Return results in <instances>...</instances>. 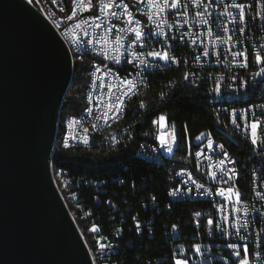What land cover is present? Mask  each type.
Segmentation results:
<instances>
[{
    "label": "built area",
    "instance_id": "2783aa9c",
    "mask_svg": "<svg viewBox=\"0 0 264 264\" xmlns=\"http://www.w3.org/2000/svg\"><path fill=\"white\" fill-rule=\"evenodd\" d=\"M28 2L36 9L35 0H28ZM93 3H96V0H93ZM116 3H120V0H116ZM124 3L129 6V11L133 13L134 19L140 22V27L143 30L142 40L135 45L132 44L135 39L133 33L118 32V29L126 27V16L122 20H111L109 26L114 24L116 29L107 34L103 27L96 29L88 25L84 26L87 32L85 34L80 29L73 30V26L80 19L88 20L97 15L96 9H93L92 12L78 13L73 20L69 21L67 17L72 12V0H56L55 3L54 0H47V7L51 9V13L57 15V25H59V27L51 26L63 42L73 41L79 50L80 57L87 56L88 49L97 50L94 74H89L85 106L79 114L67 116L66 142L68 146L65 147L64 142L63 148L115 147V145H124V148H127L132 139H139V150L136 152V156H145V164L163 166V164H156V157L171 154L173 158L175 154L166 150V147L171 146L170 140L166 145L160 144L157 135L162 130L152 123L159 115H164L160 111L162 102L169 98L179 86L191 89L193 94L202 96L205 102L215 99L229 100L227 108H209L214 121H219V127L224 130V135H230L231 140L236 142V149H228L223 144L224 151L235 163L230 164L225 161L224 165H220L219 162L224 159L221 149L218 147L222 144V138H213L209 131H206L202 132L205 135L197 141L196 137L191 139L187 134L182 154L186 164L174 170L171 175L172 185L166 192V208L172 203H206L207 214L203 216V223L195 222L193 227L197 231L203 230L207 238H217L226 245L247 242L252 251L250 257L252 264H264V261H257L255 258V253L262 250L257 247L259 242L256 234H264V199L261 198L264 197V144L259 143L260 137H258L257 145L251 144L250 127L244 128L247 121L238 119L237 124L240 127H236L231 122L234 111L243 115L244 110L251 109L248 113V121L253 118L254 114L259 115L264 112V108L261 107L264 105V76L253 75L264 64L258 66V69H249L251 50L264 51L261 48L264 19L258 15V13H264V0H199L200 8L196 7L197 0H180L178 9H170L163 14L167 23L161 20L159 15L151 22L148 20L145 11L148 9V0H124ZM209 3L213 11L207 17L208 23L205 24L201 22L200 17L196 16V13L197 11L203 12L204 5ZM230 4H243L246 15H253V24L239 22L237 10L234 9L232 11L234 15H237L235 26L230 23L231 18L220 15L224 12L225 5ZM36 10L38 11V9ZM184 12H187V15L180 14ZM157 23L160 25L159 28H157ZM224 26L229 29L227 33L224 31ZM240 27L245 29L243 35L238 31ZM65 29L69 31L65 32ZM209 30L212 35H209ZM158 32H163L164 35H158ZM117 35L124 37L123 42L127 48V51L125 48L119 49V63L105 59V53L110 56L117 55V52L113 50L118 47L116 45ZM217 36L221 39L218 40ZM228 36H231V40L228 43L222 42ZM89 40L100 41V48H93V43L89 44ZM206 50L209 54L204 56L203 53ZM150 51H168L169 55L174 57L178 63H171L159 58L141 57L146 59L150 65L145 67L139 63L136 55ZM239 52H245L247 67L240 66L244 62V57L233 55ZM129 60L134 62L129 63ZM96 67H99L100 71L97 72ZM109 69H111L110 72ZM165 72L172 73V77H180V84H172V80H169V85L157 88V79L153 77ZM137 73L140 75L138 76ZM186 75L188 76L187 80L184 79ZM125 80L136 82V88L128 92ZM217 81H219V92L214 91ZM148 86H155V93H150L142 100L145 102V108H140V104L136 105L137 116L132 122V128H128L125 132L100 131V124H108L111 120H123L126 105H129L133 97H136L140 92L148 91ZM161 93H165L163 99ZM241 96H262V103L239 105ZM88 125H96L97 130L100 131V138L88 137ZM137 126L140 127L139 131H137ZM163 131L167 140L168 133L171 132L170 124ZM84 140H87V143H84ZM209 141L212 142L211 147H209ZM197 152H200L201 155L197 156ZM221 167L224 171L229 168L235 169L238 176L228 184H224L222 180L227 179V176L222 175ZM213 171L216 172L215 179L209 176V173ZM62 172L65 173V180L73 186L68 171L63 170ZM84 183L89 184L88 181ZM100 184L102 182L92 183L95 187ZM197 184L203 185V188H197ZM130 186H134V181H131ZM232 186L242 194L240 203L234 202L235 196L227 199V193L223 197L215 194L218 189ZM174 189L180 191L175 196H169L168 192ZM207 192H211V194H206ZM147 198L150 199V202L143 203L142 208H150L154 210L155 214H159V210L154 204V198L149 196ZM235 209H239V211ZM113 218L111 217V219ZM209 219L213 220L212 225L208 224ZM245 221L249 222L247 229H237L231 226L234 223ZM132 222L136 227V221L132 219ZM217 224L223 226V234L217 228ZM237 231L241 235L251 234V239L239 241L236 235ZM115 232L119 236L122 233L118 229ZM165 233L169 237L175 234L173 230ZM179 236L180 234L177 233V237ZM111 240L115 239L111 237ZM97 241L105 245L104 251L101 249L98 251L104 264L116 262L112 261V256L117 255L119 250H112L111 242L100 241V236H97ZM125 245H127V241ZM230 252L231 250L228 249V257L234 261L236 258L231 257Z\"/></svg>",
    "mask_w": 264,
    "mask_h": 264
},
{
    "label": "trees",
    "instance_id": "16d2710c",
    "mask_svg": "<svg viewBox=\"0 0 264 264\" xmlns=\"http://www.w3.org/2000/svg\"><path fill=\"white\" fill-rule=\"evenodd\" d=\"M91 60L88 55H73V75L59 113L51 172L94 264H104L98 253L100 248L97 236H100V241L111 242L112 250H119L117 255L112 256V261H116L113 264H174L173 254L180 257L182 246H188L186 251L193 253L192 246L196 244L224 243L217 238H207L203 230L197 231L193 227L195 222L203 223V216L207 214L206 203H172L166 208V192L172 185L171 175L174 170L186 164L182 154L187 134L194 139L200 133L209 131L214 137L221 138L209 108L212 105L208 100L205 102L202 96L193 94L191 89L179 86L160 105V111L168 117V122L175 125L177 144L173 158L163 157L156 162L163 166L145 164V160L136 156L139 139H132L127 148L124 145L75 149L62 147L61 137L66 116L79 114L85 106ZM153 78L157 79V88L169 85V80H172V84H180V77H172L170 72L160 73ZM150 93H155V86H148V91L133 97L125 107L123 120H117L111 130L125 132L124 129L132 128V122L137 116L136 105ZM185 127L187 132L184 131ZM96 138H100V135ZM63 170L68 171L73 186L71 183L64 186L58 182V175L65 180ZM85 181L89 184L86 185ZM131 181H134L133 187L130 186ZM93 182L102 184L95 187ZM147 196L154 198L159 214L150 208H142L143 203L150 202ZM197 212L201 215H194ZM134 216L139 221V230L133 226ZM174 224L177 225L176 230H173ZM93 226H98L100 231L91 232ZM116 229L122 232L120 236L116 234ZM169 230L175 234L167 236L165 232ZM111 237L115 240H111ZM211 251L229 258L228 248L215 247ZM232 262L230 259L228 264ZM219 263L217 260L212 261V264Z\"/></svg>",
    "mask_w": 264,
    "mask_h": 264
},
{
    "label": "water",
    "instance_id": "95a60500",
    "mask_svg": "<svg viewBox=\"0 0 264 264\" xmlns=\"http://www.w3.org/2000/svg\"><path fill=\"white\" fill-rule=\"evenodd\" d=\"M72 75L69 49L40 13L0 0V264H94L51 172Z\"/></svg>",
    "mask_w": 264,
    "mask_h": 264
},
{
    "label": "snow or ice",
    "instance_id": "6c2138e0",
    "mask_svg": "<svg viewBox=\"0 0 264 264\" xmlns=\"http://www.w3.org/2000/svg\"><path fill=\"white\" fill-rule=\"evenodd\" d=\"M56 2V0H54V3ZM72 12L71 14L67 17V19L69 21L73 20L78 13H82V12H92L93 9H96L98 14L94 15L92 17H90L88 20L85 19H80L77 21V23L73 26V30L75 29H80L82 31L85 32V34H87L86 29L84 28L85 25H88L90 27L99 29V28H104L105 30V34H107L108 32H111L113 29H116V25L112 24L109 26V22L113 19L116 20H122L125 16H126V27L125 28H121L118 29V32H122V33H127V32H131L134 34L135 39L132 41V44H138L142 38H143V30L140 27V22L138 20H135L133 17V13L131 11H129V6L124 3V0H120V3H116V0H96V3H93V0H72ZM180 7V0H148V9H146V13H147V18L148 20L151 22L155 19V17L157 15L160 16L161 20H164V15L165 13H167L170 9H178ZM197 8L201 7V4L199 3V0H197V4H196ZM149 9H152V11H149ZM237 10L238 13V19L239 22L241 23H246V12H245V6L243 4H230V5H225V9L223 13H220V15H225L230 19V23H232L234 26L236 25L237 22V15H234L232 10ZM118 10H122V11H118ZM61 11H63V9H61ZM212 8L210 3L207 5H204V11L200 12L197 11L196 16L201 18V22L207 24L208 23V19L207 17L210 16L212 14ZM181 15H187V12L184 13H180ZM258 15L261 16L262 19H264V13H258ZM98 21V22H97ZM165 23H167L166 20H164ZM187 22V21H186ZM133 25H135V27H133ZM57 27H59V25H57ZM160 25L159 23H157V28H159ZM169 27H171L169 25ZM69 31L68 29H65V32ZM224 31L227 33L229 31L227 26H224ZM238 31L241 33V35H243L245 29L243 27H240L238 29ZM158 35L163 36L164 33L163 32H158ZM209 35H212L211 30H209ZM217 39L220 40L221 37L217 36ZM73 40H75V38L73 37ZM231 40V36H228L227 39H224L222 42L224 43H228ZM124 37L122 35H117L116 37V45H118V47H115L113 50L115 52H117V55L114 56H110L107 53H105V59H111L116 63H119V59H120V53H119V49L120 48H125L124 45ZM97 43H99V41H96ZM89 44L94 43V41L89 40L88 41ZM131 47V46H129ZM262 50H264V45L261 46ZM125 51H127V48H125ZM209 53L206 50L203 55L207 56ZM235 55H239L244 57V62L240 64L241 67H247V56L245 54V52H239V53H234ZM141 57H152L153 59L159 58L160 60H164V61H170L171 63H178V61L174 58L171 57L168 53V51H150L147 53H140L136 55V59L139 60V63L141 65H144L145 67L150 66L148 61L146 59H142ZM197 60H199V57H197ZM129 63H133V60H129ZM255 62L257 65H262L264 64V51L262 52H258L255 56ZM96 71H100L99 67H96ZM111 71V69H109V72ZM137 75L139 76L140 73H137ZM253 75L255 76H264V66L259 68V71L253 73ZM184 79H188V76L186 75L184 77ZM124 83L127 85V91L131 92L136 88V82L134 81H127L125 80ZM142 83V81H141ZM214 91L219 92V81H217L216 87L214 88ZM127 94V93H125ZM165 93H161V98L163 99ZM122 103V101H121ZM140 108H145V102L141 101L140 102ZM262 108H264V105L261 106ZM251 111V109H247L244 110L243 115H240L238 113H236L235 111L232 113V124L235 125L236 127H240L239 124H237V120L241 119V120H245L247 121V123H245L244 128L248 129L250 127V137H251V144L252 145H257L258 144V137H260L259 139V143L264 144V112H261L259 115H253V118L248 121L247 117H248V113ZM152 123L154 125H157L162 131L157 135V139L159 140L161 145H166L168 143V140L171 141V143H175L176 142V133H175V125L172 124L171 128L172 131L168 133V139L166 140L165 137V133H164V129L168 126V117L166 115H159L156 119H154L152 121ZM185 132H187V127H185L184 129ZM204 133H201L200 135L196 136V140L199 141L201 140V138L204 136ZM84 143H87V140L83 141ZM212 142L209 141V147H211ZM67 142H65V147H67ZM221 149V152L224 156V159L221 160L219 163L220 165H224L225 161H227L230 164H234L235 161H232L229 158V155L226 151H224V145L221 144L218 146ZM166 150L168 152L172 151V147L168 146L166 147ZM197 156H200L201 153L197 152L196 153ZM221 173L223 176H227V179L222 180V182L224 184H228L230 181H232L234 179V177L238 176V173H236L235 169L233 168H229L227 169V171H224V169L221 167L220 169ZM179 175V173H178ZM209 176L212 177L213 179L216 178V172H210ZM193 183H195V181H193ZM197 188H203V185H196ZM180 191L179 189H174L172 191L168 192L169 196H175L177 194V192ZM227 195V199H231L233 196H235V203H240L241 201V193L234 187H228V188H221L218 189L216 191V195L219 196H225V194ZM206 194H211V192H207ZM257 195H260L259 193H257ZM262 199H264V197H261ZM236 211H239V209H235ZM194 215L196 216H200L201 213L197 212ZM134 221H136V229L139 230L140 229V224L139 221L137 220L136 217L132 218ZM208 224L212 225L213 224V220L209 219L208 220ZM232 227H235L237 229H247L249 226V222L245 221L243 223H234L231 225ZM173 230H176L177 225H173ZM217 228L220 229L221 233H224V229L222 225L217 224ZM91 232L93 233H98L100 231V228L98 226H93L90 229ZM119 231V230H118ZM228 235H231V233H228ZM238 240L239 241H248L251 239V234L249 235H241L239 231H237L236 233ZM256 238L257 241L259 242L257 244V247L261 248L262 250L259 252L255 253V258L257 261H264V234L262 233H257L256 234ZM99 248L101 249V251H104L105 249V245L103 243H99L98 244ZM194 251L198 254H202V247L200 244H196L192 246ZM226 247L228 249L231 250L230 252V256L231 257H235L236 259L232 262V264H252V260L250 259V257L252 256V251L250 248V245L245 242V243H228L226 245ZM181 251H184L183 249H181ZM173 259H174V264H189L187 259H181V258H177V254L174 253L173 254ZM227 264V262H226Z\"/></svg>",
    "mask_w": 264,
    "mask_h": 264
},
{
    "label": "bare ground",
    "instance_id": "6f19581e",
    "mask_svg": "<svg viewBox=\"0 0 264 264\" xmlns=\"http://www.w3.org/2000/svg\"><path fill=\"white\" fill-rule=\"evenodd\" d=\"M27 3L28 0H24ZM36 1V9H38L40 15L44 17V19L50 24V25H57V15L54 13H51V9L47 7V0H35ZM30 4V3H29ZM245 24H253V15H246V23ZM67 48L69 49L72 57L73 55L80 57L79 50L76 48L75 43L73 41H66L64 42ZM263 45H264V35H263ZM93 48H100V41L97 43L94 41ZM258 53V50H251V56H249V69H258V66L255 62V56ZM87 55L91 57V67H90V74H94V62L97 60V50L96 49H88ZM209 103L212 105V107L216 108H227L229 107V100L224 99H215V100H208ZM250 103H262V96H241L239 97V105H250ZM117 120H111L108 122V124H100V131H108V132H116L111 130V126L116 122ZM170 127L172 123H169ZM216 125L219 128V131L221 132V138H222V144L225 145L228 149H236V142L231 140L230 135H224V130L219 127V121H216ZM63 132H62V139H61V145L64 147V142L67 141V116L63 123ZM58 129V127H57ZM100 131L97 130L96 125H88V137L96 138L98 135H100ZM123 131H126L124 129ZM172 131V128H171ZM210 136L214 137L212 134ZM176 142L173 144L171 143L172 147V154H174V151L176 150ZM171 154H163L156 157V162L160 161L163 157H171ZM143 160H145V156H139ZM57 180L60 184H63L64 186H68L69 182H66L63 178H61V175L57 176Z\"/></svg>",
    "mask_w": 264,
    "mask_h": 264
},
{
    "label": "rangeland",
    "instance_id": "374dc122",
    "mask_svg": "<svg viewBox=\"0 0 264 264\" xmlns=\"http://www.w3.org/2000/svg\"><path fill=\"white\" fill-rule=\"evenodd\" d=\"M202 247V254H198L194 251L193 253H189L186 250L189 249L188 246H182L181 249L184 251H181L180 257L181 259H187L189 264H212L213 260H217L220 263L219 264H227L229 263V258H224L220 256L219 254H215L211 251L212 248H227L226 244L221 243L219 245L213 244V243H206L201 245Z\"/></svg>",
    "mask_w": 264,
    "mask_h": 264
}]
</instances>
